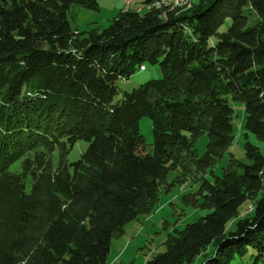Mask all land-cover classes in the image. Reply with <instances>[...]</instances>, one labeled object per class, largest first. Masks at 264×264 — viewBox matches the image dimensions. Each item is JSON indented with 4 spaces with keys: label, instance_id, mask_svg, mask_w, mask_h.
<instances>
[{
    "label": "trees",
    "instance_id": "trees-1",
    "mask_svg": "<svg viewBox=\"0 0 264 264\" xmlns=\"http://www.w3.org/2000/svg\"><path fill=\"white\" fill-rule=\"evenodd\" d=\"M158 1L78 32L68 11L98 10L95 0H0V264H106L112 239L151 211L162 188L187 181L199 189L186 203L208 213L145 264L264 256V155L245 141L246 162L232 159L206 179L234 140L230 100L241 101L243 129L264 143V0H196L187 9ZM145 63L158 64L161 79L115 100L117 82ZM142 118L152 122L149 150ZM78 141L87 149L68 164Z\"/></svg>",
    "mask_w": 264,
    "mask_h": 264
},
{
    "label": "rangeland",
    "instance_id": "rangeland-1",
    "mask_svg": "<svg viewBox=\"0 0 264 264\" xmlns=\"http://www.w3.org/2000/svg\"><path fill=\"white\" fill-rule=\"evenodd\" d=\"M95 1L97 2L98 10L86 9L75 5L70 8L68 11V21L72 30L88 32L92 28H107L121 12L135 9L136 7L143 8L145 0ZM189 7H183V9ZM230 24L231 20L229 18L226 19L219 27V32H225ZM144 67V70L138 68L128 80H119L117 82L116 86L119 93L115 100H120L124 92H132L148 81L161 79L162 76L158 64L145 63ZM230 104L234 110V140L222 158L207 172L206 179L210 182L213 181L214 177L222 176L223 169L226 167L228 161L233 159L246 162L243 150L245 141L257 147L261 154L264 155V143L255 135L243 129L244 112L241 101L233 99L230 100ZM139 129L147 145V150H149L153 142L151 120L149 118H142L139 121ZM244 134L247 135L246 138H244ZM207 142V135H202L196 140L194 149L198 156L204 154ZM87 145L84 141L76 142L68 151L67 163L70 164L78 161L87 149ZM59 161L60 151L56 149L51 156V163L54 169L58 167ZM18 166L19 163H16V165L12 166V170L18 172ZM176 175V172H170L168 175L169 183H172ZM29 189L30 185L28 184L27 190ZM198 189L199 183L192 181L174 184V186L168 189L162 188L151 211L128 223L124 227L123 233L112 239L106 264H145L147 259L152 255L163 253L166 249L165 241L170 235H176L175 231H182L187 224L196 222L208 213L205 209L186 203L198 192ZM258 198L254 197L252 200L244 203L239 210L238 218H245L249 215L253 210L254 202ZM235 221L236 219H233L227 224V232L234 231ZM207 252L212 253L213 246H210ZM202 256H198L190 264H204ZM235 262L238 264H264V256L256 259L255 255H247L242 259L237 258Z\"/></svg>",
    "mask_w": 264,
    "mask_h": 264
},
{
    "label": "bare ground",
    "instance_id": "bare-ground-1",
    "mask_svg": "<svg viewBox=\"0 0 264 264\" xmlns=\"http://www.w3.org/2000/svg\"><path fill=\"white\" fill-rule=\"evenodd\" d=\"M194 0H159L156 3L157 7L161 6H172L176 8H183V7H189ZM141 70H143V67H141Z\"/></svg>",
    "mask_w": 264,
    "mask_h": 264
},
{
    "label": "built area",
    "instance_id": "built-area-1",
    "mask_svg": "<svg viewBox=\"0 0 264 264\" xmlns=\"http://www.w3.org/2000/svg\"><path fill=\"white\" fill-rule=\"evenodd\" d=\"M152 2H149L148 4H146L145 6H144V8H148V11L150 10V4H151ZM145 69V67L143 66V70Z\"/></svg>",
    "mask_w": 264,
    "mask_h": 264
},
{
    "label": "crops",
    "instance_id": "crops-1",
    "mask_svg": "<svg viewBox=\"0 0 264 264\" xmlns=\"http://www.w3.org/2000/svg\"><path fill=\"white\" fill-rule=\"evenodd\" d=\"M144 6V5H143ZM136 10H140V9H142V7H136L135 8ZM203 257V256H202Z\"/></svg>",
    "mask_w": 264,
    "mask_h": 264
}]
</instances>
